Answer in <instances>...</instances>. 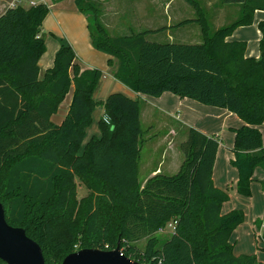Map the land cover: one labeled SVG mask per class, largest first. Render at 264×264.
I'll list each match as a JSON object with an SVG mask.
<instances>
[{
	"label": "trees",
	"instance_id": "1",
	"mask_svg": "<svg viewBox=\"0 0 264 264\" xmlns=\"http://www.w3.org/2000/svg\"><path fill=\"white\" fill-rule=\"evenodd\" d=\"M222 1L242 3V16L212 29L198 9L197 19L182 22L201 24L203 40L197 43L153 36L166 34L167 25L111 28L106 2L76 3L93 46L109 55L115 77L128 87L151 96L169 91L226 108L244 121L233 128L231 164L238 170L237 192L249 197L254 171L264 167L259 127L264 122V20L259 22L260 58L246 56V41L227 38L238 26L253 23L264 0ZM49 12L41 2L8 7L0 15V200L7 221L39 243L47 264H61L82 248L109 250L118 243L125 255L148 264H264L255 253L233 251L231 235L245 213H222L230 195L229 187L219 188L213 180L218 136L186 127L180 170L143 183L141 100L122 92L96 100L103 71L82 70L74 47L62 37L54 65L40 77ZM71 86L68 112L56 124L51 117ZM97 107L104 109L101 134L83 146ZM79 184L87 189L81 198ZM171 220L175 231L160 237L157 232ZM262 223L257 221L259 227ZM143 238L142 251L137 242Z\"/></svg>",
	"mask_w": 264,
	"mask_h": 264
},
{
	"label": "crops",
	"instance_id": "2",
	"mask_svg": "<svg viewBox=\"0 0 264 264\" xmlns=\"http://www.w3.org/2000/svg\"><path fill=\"white\" fill-rule=\"evenodd\" d=\"M11 1L12 0H0V15L6 11ZM52 1L55 4V9L51 11V13H53V15L55 16L59 15L58 12L60 8L58 6H60L59 2H61L62 0ZM102 1L107 3V18H109L108 14L113 15L110 16L112 18L115 16L118 17V20L115 23L117 28L122 29V27L127 26L135 27L137 29H157L162 25H167L169 28L167 29L166 34L161 35L163 33L154 32L153 36L161 40L164 39L185 43H197L203 40L202 26L200 23H197L195 21L182 23L187 19H197L199 16L198 9H200V14H203L207 18V21L212 29H218L222 26L228 25L240 18L243 14L242 3H225L222 0ZM46 3L48 4V0H46ZM73 3L76 9L79 10L76 0H73ZM148 4L151 6H149ZM111 10H113V12ZM79 12L81 11L79 10ZM124 13L131 16L132 21L130 24H126L121 21V16L124 15ZM76 16L78 18L77 13ZM83 16L86 23L84 29H71L68 21L61 17H59L57 21L59 24V35L69 41L74 47L77 54L76 61L81 66V69L84 70L89 68H99L103 71V76L99 80L94 90L93 97L96 100H104L112 92H122L132 98H139L141 100V126L142 119L144 117L147 121L153 122L154 125L163 127L166 130L165 132H163L164 134L162 135V138H160L161 136H155L151 140H147L145 136V129L142 126L144 135L140 152V180L144 183L147 179L159 173L175 174L180 170L184 159V155L181 154V151H179L174 146L175 141L173 140V137H170L171 133H175V129L173 127H166L161 122H154L155 115L159 112L155 109V107H157L159 109H162V113L158 114H161L168 119L173 118L179 120L185 130L186 127H195L200 131L206 133L207 135H216L220 138V145L213 170V180L217 187L222 189H227L229 187L230 189V197L229 200L223 203L222 213H227L233 209L243 210V208L237 207L233 203V199L237 198V196H239L240 194L237 192L238 170L231 164V159L234 157L232 148L230 149V156H228V164L224 163L222 167H219L218 157L222 144L221 133H223L225 129H227V127H229L233 131V128L243 125L244 121L240 126H230L231 124L229 122V119L233 116V114H235L234 112H231L230 110L223 107L204 104L188 97H181L169 91L164 92L160 96H151L134 91L115 77L112 67L108 65L109 55L97 50L93 46L87 27L86 16L85 14H83ZM263 20L264 10L257 9L254 13L253 23L238 26L227 39L235 41H246V56L260 58V40L262 38V32L259 29V22ZM108 24L110 25L109 21ZM43 33L45 35L44 23ZM59 39L60 38L55 39V37H53V39L46 38L47 48L45 53L39 60L40 77H43L45 71L54 65L55 55L60 47ZM97 88L98 91H96ZM73 90L74 87L71 86L69 92L65 96V99L61 102L58 111L52 115L51 119L56 124H60L65 118L70 106V102L72 100ZM103 114L104 109L102 107H97L93 112V122L87 128L83 146L93 135L101 134L99 121L102 118ZM235 120L238 121V119ZM186 135L187 133L185 134L181 142L186 139ZM143 147H146L147 151L146 156L142 159ZM156 153H159V157L157 158H155ZM141 173H144L143 179H141L140 177ZM254 179L256 180L255 175ZM261 181L262 183H264V180ZM263 219L264 218L257 217L253 221L252 228L256 238L257 229H259L260 234L263 224L262 223L259 227V225H257V221ZM236 230L237 229H235L234 232H236ZM158 232H160V230ZM234 232L233 235H231V242L233 241Z\"/></svg>",
	"mask_w": 264,
	"mask_h": 264
},
{
	"label": "rangeland",
	"instance_id": "3",
	"mask_svg": "<svg viewBox=\"0 0 264 264\" xmlns=\"http://www.w3.org/2000/svg\"><path fill=\"white\" fill-rule=\"evenodd\" d=\"M48 5L50 7V12L47 15L45 21H44V31L46 38L53 39V37L61 38L59 35V24H58V18L61 17L68 21V24L71 29H81L85 28L86 23L84 20V16L81 12H79L78 9L74 6L73 0H62L59 2L58 6L59 15H53L51 11L55 9V4L52 0H48ZM149 5V4H148ZM147 6V5H146ZM151 6V5H149ZM107 11V5L106 9ZM113 12V10H111ZM76 13L78 15V18L76 16ZM126 15V16H125ZM113 15L108 14L107 20L110 22V27L115 28L116 22L118 20V17H110ZM121 21L126 24L131 23V16L124 13V15L121 16ZM164 35V34H162ZM98 91V88L96 89ZM64 103V102H63ZM63 105V104H62ZM156 106V105H155ZM156 110H158V113H162V109H159L155 107ZM176 110V109H175ZM156 113L154 122L158 123L161 122L166 127H173L175 129V133H171L170 137H173L174 146L181 151V154H183V151L181 149V140L186 134V130L181 125V122L177 119L173 118H166L162 116L161 114ZM164 114V113H163ZM235 119H238L236 121ZM222 120V119H220ZM230 126H240L243 123V120L235 113L233 116L229 119ZM219 124V122H218ZM142 126L145 129V136L147 140H151L155 136H161L165 132V128L158 127L157 125H154L153 122L147 121L144 117L142 119ZM260 130L262 131V144L264 147V122L260 125ZM144 136V138H145ZM222 139H221V148L219 151V157H218V163L219 167H222L224 163L228 164V156H230V149L232 148L234 144V133L233 131L227 127L223 133H221ZM147 148H142V159L146 156V150ZM156 156V157H155ZM154 157H159V153H156ZM254 175L256 177V180H254L251 184V195L249 197H243V196H237V198L233 199V203L237 207H241L244 210L245 218L244 221L236 228V232H234L233 236V251L235 254H241V253H255L258 257V259L264 263V238L262 236H259V229H257V238L254 235L253 232V221L257 217L264 218V183H262L261 180H264V167L257 166ZM144 173L140 174L141 179H143ZM230 190V189H229ZM87 193V189L79 184V191H78V198L83 197ZM174 221L171 220L168 222L165 226L164 232H158V235L160 237H168L172 233V227H173ZM262 233V230H261ZM233 235V234H232ZM137 245L140 250H144L146 245V239H140L137 242ZM136 257H140V253H134ZM143 258V257H141ZM144 259V258H143Z\"/></svg>",
	"mask_w": 264,
	"mask_h": 264
},
{
	"label": "water",
	"instance_id": "4",
	"mask_svg": "<svg viewBox=\"0 0 264 264\" xmlns=\"http://www.w3.org/2000/svg\"><path fill=\"white\" fill-rule=\"evenodd\" d=\"M0 264H47L43 249L20 226L6 219L5 207L0 200ZM61 264H148L125 255L120 244L109 250L82 248L68 254Z\"/></svg>",
	"mask_w": 264,
	"mask_h": 264
},
{
	"label": "built area",
	"instance_id": "5",
	"mask_svg": "<svg viewBox=\"0 0 264 264\" xmlns=\"http://www.w3.org/2000/svg\"><path fill=\"white\" fill-rule=\"evenodd\" d=\"M41 2H45L46 3V0H12L10 2V5L9 7H15V6H18V5H25V6H36L38 5L39 3ZM105 120L108 121V116H104ZM172 233L175 231L176 229V221H174V224H173V227H172ZM264 228V223L262 224V227L261 229L263 230ZM160 232H164L165 231V228L162 227L159 229ZM259 236H262V233L259 234Z\"/></svg>",
	"mask_w": 264,
	"mask_h": 264
},
{
	"label": "flooded vegetation",
	"instance_id": "6",
	"mask_svg": "<svg viewBox=\"0 0 264 264\" xmlns=\"http://www.w3.org/2000/svg\"><path fill=\"white\" fill-rule=\"evenodd\" d=\"M2 262V261H1Z\"/></svg>",
	"mask_w": 264,
	"mask_h": 264
}]
</instances>
